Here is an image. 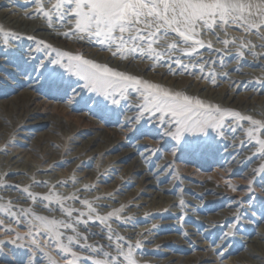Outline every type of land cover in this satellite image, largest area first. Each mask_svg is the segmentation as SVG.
<instances>
[{
	"label": "rangeland",
	"instance_id": "1",
	"mask_svg": "<svg viewBox=\"0 0 264 264\" xmlns=\"http://www.w3.org/2000/svg\"><path fill=\"white\" fill-rule=\"evenodd\" d=\"M252 2L258 4L259 0H252ZM53 3L55 0H43L44 11L51 9ZM31 4L36 7L38 15L49 25L64 24L68 19H73L70 32L85 35L75 31L73 16L61 20L56 10L53 9L50 21L43 12L37 11L39 5L34 0ZM253 13L252 16L245 13L248 23L237 21L226 25L229 27L232 25L230 28L240 34H252L264 38V16L255 14V8H253ZM253 22L259 26L252 28L250 25ZM0 28L7 33V35L0 33V53L6 52L9 55L15 52L14 47L22 40L34 47L35 57L32 59L33 62L26 66L27 60L23 59L24 61L19 63L20 73L8 70L5 71L8 73H2L0 111L4 110L5 113L1 114V119L9 120L11 124H14L18 120L15 118V121L10 115L13 108L18 106L21 109H27L31 94H35L39 95L36 102L42 115L51 117L53 123L58 125L56 130H51L50 121L33 126L35 131H45V133L36 136L33 140L35 156L31 154L26 156L29 167L46 168L44 174H49V176L40 178L36 169L28 170L25 178L20 179L14 177L16 174L5 171L3 164L4 152H8L14 145H17L20 137L13 130L12 125L6 127L0 122V264H71L74 259L73 254L75 258H78L77 264H95L96 261H102L105 264H133V262L134 264H159L147 255L146 250L149 244L125 235L128 225L145 228L151 222H146L147 220L144 223L137 222L136 214L133 213L124 219L120 209L99 202L101 200L99 198H109L120 194L124 185L128 186L127 189L130 188L126 191H129V194H134L136 191L137 184L131 182L127 174L128 169L121 170L117 166L116 159L112 158L121 155L125 148L133 146L132 144V146L121 148L111 143L122 136L130 138L134 145L138 141L142 142L143 151H146L145 156L150 162L151 169L160 166L158 173L165 175L161 185H173L165 192L168 195L171 194L170 196L174 199H178V205L181 207L193 211L191 208L194 207L193 203L196 201L192 200L195 199V194H191L186 183L192 182L200 185L202 182H209L214 184L220 192V196L218 194L216 199L207 202L208 205H214V212L219 211L218 213L221 214L227 201L234 202V205L229 208L232 213L230 224H235L234 235L239 228L248 229L253 220L254 223L260 224V221L255 218L264 212V171H261L264 167V151L261 150L258 141L264 140V128L253 125L251 121L240 119L232 113H239L240 116L252 117L254 120L264 122V104L262 107L255 105L238 108L226 105L223 100L216 97L210 98L199 94L193 96L188 92V87L193 81L218 91L227 88L225 78L216 71L215 63L202 66L194 64L188 67L180 64L179 75L175 78L179 83H175L177 86L169 87V89L164 88L171 89L170 92L173 93L177 91L201 100L208 106L206 110H201L205 112V116L210 113L218 121V124L209 121V126L205 127L202 132H185L182 138L177 140L170 134L166 135V133L176 131L175 119L169 113H160L155 110L145 111L142 107L143 97L140 91L129 87L121 93L112 89L110 95L104 96L98 92L89 91L85 87L87 81L76 75L74 69H70V61L65 53L79 54L99 64L113 67L94 56L87 55L84 46L78 44L64 47L46 42L41 37H24L20 35L19 30L13 27L0 24ZM206 32L214 34L207 29H200L196 38L209 39L211 35ZM236 42L241 48L253 45L243 35H240ZM98 45L103 48L104 52H110L107 45L99 43ZM110 50L117 52L115 45ZM138 54H128L127 57H135ZM16 56L19 57L18 54ZM179 59L172 55L168 57L165 52H162L161 58H150L147 63L153 66L163 60L181 62ZM40 61L43 63L41 64ZM38 70L39 75L36 74ZM250 75L251 84L264 89V70ZM138 77L143 81H149V78ZM31 79L35 80V83L28 86V83H32ZM157 83L160 86L168 85L161 79L153 84ZM243 97L246 96L243 95ZM113 99L118 103L114 104ZM126 105H130L129 113L125 110ZM217 108L220 109L219 112L216 111ZM95 132H101L109 138L107 143L114 144L111 149L89 154L87 151L81 152L79 148H76L93 137ZM228 136L240 140L244 146L250 145L248 155L237 166L230 165L220 154L224 145L229 141ZM100 141L105 144L98 138L92 148L98 147ZM130 160L128 157L125 163L129 164ZM86 165L91 169L93 177L85 175L79 179L78 177L84 175ZM68 183H80L85 188L91 186L94 188L91 192L95 190L97 192L85 196L78 195V191L72 189ZM129 194L125 193V195ZM197 206L201 214L203 212L200 208L202 203L197 201ZM105 209L108 210L105 211ZM168 209L151 215L156 219L162 216L163 220L168 219L169 214H166ZM244 212H247V215ZM160 213L162 216H159ZM38 217L43 219H38ZM121 220L124 224L117 226L118 221ZM53 221L56 223L52 231H49L48 228ZM65 225H70V227ZM99 225H106L113 239V243L107 247L91 239L88 234L92 226ZM171 233L183 236L180 237L181 241L178 244H174V247L182 249V255L188 260L206 251L193 243L188 244L189 249H185L184 245H187L190 239L181 229L177 228ZM236 254L235 251L225 250V247L218 248L215 252V259L209 263L251 264L235 259Z\"/></svg>",
	"mask_w": 264,
	"mask_h": 264
},
{
	"label": "bare ground",
	"instance_id": "2",
	"mask_svg": "<svg viewBox=\"0 0 264 264\" xmlns=\"http://www.w3.org/2000/svg\"><path fill=\"white\" fill-rule=\"evenodd\" d=\"M31 2L32 0H0V24L5 27L16 28L21 32L20 35L24 37H41L46 40V42L64 47H72L78 44L82 45L87 55L94 56L96 59L102 60L119 71L128 74L131 73L130 75L136 77L143 76L149 78L148 82L150 83H154L158 79L167 82L166 84L168 85H162V88L169 89V87L177 86L175 83L179 82H177L175 78L179 75L180 64L188 67L194 64H196V66H202L203 64L211 65L215 63L217 66L216 71L225 78L227 88L218 91L214 88L204 86L200 82L193 81L188 87V92L193 96L199 94L210 98L216 97L223 100L224 104L238 108H246L255 105H261L262 107V104H264V89L253 86L249 80L251 77L250 74H255L256 72L258 73L264 70V38L260 36L240 34L230 28L232 25L229 27L226 24L218 23L213 29H207L214 34L211 35L209 32H206L208 35H211V37H208L209 39L207 40H201L204 42L203 46H195V51L185 52L180 49L191 48L193 46L191 42H189L188 45L179 42L180 46L178 48H167V44L177 40L176 34L170 32L166 39L159 40L156 44V48L165 52L168 57L172 55L180 58L179 60H181V62L177 63V61L163 60L156 65L149 66L147 63L150 59L148 54L141 55L139 53L138 56L135 57L130 56L122 58L121 56L113 55L112 53L114 51L109 50L110 52H104L103 48L94 40H89L87 37L79 39L78 36L81 35L70 32L73 19H68L64 24L57 23L54 26L49 25L38 15L36 7L32 6ZM64 33H68V35H64ZM240 35L249 39L253 45L243 48L239 47L236 41ZM142 43L146 46V42ZM14 49L15 52L9 55L6 54V52L0 53V79H3L2 73L6 70L20 73L21 68L19 67V63L27 60L25 62L26 66L33 62L32 59L35 58L34 47L28 42L20 40ZM17 54L19 57L16 56ZM40 62L41 64L43 63V61ZM7 65L9 66L7 67ZM22 71H24V69H22ZM37 72L36 74L39 75V70ZM31 82V84L28 83L27 85H33L35 80L31 79ZM169 91H171V89ZM260 92L262 94H260ZM243 95L246 97L244 98ZM38 96L39 95L36 96L35 94H31L27 109H21L18 106L13 108L10 115L13 116L12 119L16 118L18 120L16 121L15 119L16 122H14V124H11L8 119V121L1 119V114L5 113V111H0V122L4 123L6 127L12 125L13 130H15L19 135L18 137H20V142H18L17 145H14L8 152H4V168L5 171L7 170L8 172L16 174L14 177L20 179L25 178L28 170L34 171L36 169L40 178L49 176V174H44L46 168L29 167V165H27L28 157L26 156H28V154H36L33 148L34 138L45 133V131H35L33 126H38L42 122L50 121L51 130H56L58 127V125L53 123L51 117L43 116L40 112L38 103L36 102ZM257 99L258 101H256ZM1 103L2 99L0 100V105ZM125 110L129 113L130 105H126ZM98 138L103 140L105 144L100 141L98 147L92 148V145L96 143L95 141ZM129 139L130 138L122 136L111 142L119 145L121 148L123 146H132L133 144L132 148H125L122 150L121 155L113 156L112 158L116 159L117 166L120 167L121 170L126 171V169H128L127 174L130 176L131 182L137 184L135 186L136 191H134V194H129V191H126L130 188L127 189L128 186L124 185L122 186L120 194L110 196L109 198H99V200L101 199L99 202L104 203L106 206L120 209L124 219L128 218V215L133 213L136 214L135 220L137 222L144 223L146 220V222H151L147 224L145 228L138 227V225L135 227H130L128 225L130 228L127 226L125 235L128 237H135L149 244L146 250L147 255H149V257L151 256L150 258H152L154 262L159 264H210L209 261L215 259V252L217 249L225 247V250L235 251L237 254L234 258L240 262L264 264V214L262 215L264 212L255 218V220L260 221V224L254 223L253 220L248 229L242 230L239 228L236 230V235H234L233 230L235 224H230L232 213L231 210H229V208L234 205V202L231 200L227 201L224 205V211H221V214L218 213L219 211L214 212V205H208L207 202L216 199V195L220 192L214 184L212 185L209 182H202L200 185H196L192 182L186 183L191 194H195V199L192 200L196 201L193 203L194 207L191 208L193 211L181 207L178 205V199H174V197L170 196L171 194L168 195V193L165 192L173 185H161L165 175L158 173V168L160 166L158 165V168L151 169L150 162H148L145 156L146 151H143L144 147H142V142L138 141L136 145H134L133 141ZM228 139L229 141L224 145V149L220 154L230 165L237 166L241 164L248 155L250 145L246 144L244 146L240 140L230 137ZM108 141L109 138L106 135L101 132H95L93 137L84 141L82 146H76V148H79L81 152L87 151L89 154H94L95 151L102 152V150L107 151L111 149L114 144L107 143ZM117 157H119V159H117ZM128 157L131 160L129 164H126L125 162ZM108 158L109 157H107V159ZM84 169V175L78 177L79 179H82L85 175L93 177L91 169L88 168L87 165ZM68 185L72 189L77 190L78 195L82 196L91 193L96 194L95 192H97L96 190L95 192H91V190L94 191L93 187L87 186L85 188L82 187L80 183H68ZM125 193L129 195H125ZM218 196H220V194ZM197 201L202 203L200 208L203 209V212L201 214L198 211L199 206H197ZM203 204H206V206H203ZM166 208H169L168 213H166L167 215L169 214L168 216L166 215L168 219L163 220L161 213L159 216L162 217L159 219L152 216L153 214H157V211L160 212ZM108 209H105V211ZM244 214L247 215V212H244ZM244 214L243 217L245 218ZM123 224V220H121L118 221L117 226ZM177 228L186 233L190 239L187 245H184L185 249H189L190 247L188 244L193 243V245L198 246L200 249H206V251L192 260H188L187 257H184L181 253L182 249H176L174 247V244H178L181 241L180 237L182 236L178 233H171L173 230L176 231ZM88 234L91 239L106 247L113 243V239L110 237L106 225L92 226ZM183 241L186 242L185 240Z\"/></svg>",
	"mask_w": 264,
	"mask_h": 264
},
{
	"label": "snow or ice",
	"instance_id": "3",
	"mask_svg": "<svg viewBox=\"0 0 264 264\" xmlns=\"http://www.w3.org/2000/svg\"><path fill=\"white\" fill-rule=\"evenodd\" d=\"M34 2L39 5L37 11L43 12L50 21L53 9L61 20L73 16L75 31L85 34L89 40H95L100 45H107L109 50L115 45L117 52L112 54H120L122 58L135 53L148 54L149 58L154 59L161 58L162 51L154 45L159 40L166 39L170 32L176 34L177 40L167 44L168 49L178 48L179 42L185 45L191 42V48L180 50L195 51V46H203L204 43L196 38L200 29H213L218 23H248L245 13L248 16L254 15L253 8L255 14L264 16V0H259L258 4H254L252 0H55L48 11H44L43 0ZM250 26L257 28L259 25L253 22ZM0 33L7 35L2 28ZM85 35L78 38L84 39ZM142 42H146V46ZM65 55L70 61V69H74L76 75L87 81L85 87L89 91L108 96L112 89L123 93L131 87L141 92L142 107L145 111L169 113L175 119L176 131L166 135L170 134L177 140L181 139L185 132L204 131L205 127L209 126V121L218 124L210 113L205 116V112L201 111L206 110L208 106L199 99L179 92H170L158 84L116 71L106 64H99L79 54ZM112 102L118 103L115 99ZM216 111L219 112L220 109L217 108ZM232 114L264 128V122L240 116L239 113ZM249 135H252L251 131ZM258 143L264 151V140H259ZM261 171H264V167ZM55 223L51 222L49 231H52ZM61 247L63 248V245ZM64 250L68 251L67 248ZM73 255L71 264H77L78 258ZM95 264L105 262L96 261Z\"/></svg>",
	"mask_w": 264,
	"mask_h": 264
}]
</instances>
